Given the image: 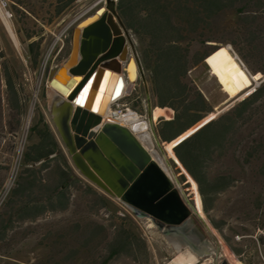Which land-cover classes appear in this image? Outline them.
Wrapping results in <instances>:
<instances>
[{
    "label": "trees",
    "instance_id": "16d2710c",
    "mask_svg": "<svg viewBox=\"0 0 264 264\" xmlns=\"http://www.w3.org/2000/svg\"><path fill=\"white\" fill-rule=\"evenodd\" d=\"M73 1L53 0L54 16ZM116 9L137 41L149 84L147 101L153 109L169 111L168 117L158 119L155 132L181 169L183 182L189 183L186 189L195 208L221 232L235 255L244 252L247 240L264 251V79L213 117V107L188 76L191 68L204 61L210 77L228 95L248 85L250 77L237 57L224 46L217 48L227 43L258 81L264 75V0H116ZM38 42L27 45L33 63ZM2 56L0 51V136L12 138L27 110L29 94L21 74ZM78 190L117 220L109 227L88 223L94 225L92 236L83 243L77 241L78 248L103 240L107 254L101 264L130 256L133 248L145 252L143 239L124 225L128 215L119 213L108 195L73 172L55 133L37 109L5 203L11 204L17 218L34 219L46 211L68 209ZM227 194L225 204L238 214L249 215V205H254V229L261 233L248 239L251 232L228 224L231 214L219 205ZM225 226L229 234L224 233ZM235 235L239 241L233 239ZM0 264L22 263L0 253Z\"/></svg>",
    "mask_w": 264,
    "mask_h": 264
},
{
    "label": "rangeland",
    "instance_id": "374dc122",
    "mask_svg": "<svg viewBox=\"0 0 264 264\" xmlns=\"http://www.w3.org/2000/svg\"><path fill=\"white\" fill-rule=\"evenodd\" d=\"M104 4V0H74L69 7L65 8L56 17L54 16L55 4L53 0H9L11 17L6 19L0 12V51L3 55L2 57L7 59L21 74L26 93L29 94L27 110L22 117L18 131L12 138L8 134L0 136V253H6L11 259L22 264H101L107 254L104 241L101 240L99 242V238L92 243L85 244L84 247L78 248L77 241L83 243L86 238L90 239L92 236L91 231L94 230V225L89 224V226H86L88 223H102L109 227L111 223L117 222L115 218L111 217L107 209L99 207L84 191H74L75 197L68 209L54 212L46 211L34 219L17 218L13 214L11 204L5 203L9 191L15 183L20 168L21 154L28 141L29 127L35 121V117H37V109L44 114L45 120L55 133L73 172L85 179L74 166L68 152L66 153L63 150V143L57 130L48 118L47 76L50 69L59 66L66 58L70 46L69 38L72 28L79 20L93 13ZM21 12L24 15H21ZM5 20L9 22L16 42L7 32ZM26 34H29L30 38ZM38 39V45L35 46V52L38 55L36 62L33 63L28 54L27 45L31 41ZM131 39L139 57V47L132 34ZM223 46L234 54L233 58L237 57L239 59L243 66L238 59L237 62L244 68L246 73L253 74L229 44H221L217 48ZM195 48L198 47L195 46ZM201 63L206 66L204 61ZM253 65L259 66L260 64L253 63ZM206 68L209 73L210 70L207 66ZM191 69L188 71V76L192 80ZM143 76L145 82L138 74L133 82H127L128 88L118 100V103L124 104V107L130 108V110L137 113L146 114V118H148L147 113L149 108H151L152 126L155 130L154 125H157L158 119H165V116L159 115L157 113L159 110L152 109L154 107L147 101L149 84L144 69ZM210 78L215 92L225 94L222 104L215 109L213 108L211 113L214 115L213 117L227 109L231 103L243 97L245 92L255 85L252 82L253 79H250L248 85L241 88L237 94L230 96L218 86L212 77ZM263 79L264 75L261 74L258 81H254L258 84ZM161 143L163 146L166 144L163 141ZM160 156L175 182L183 191L184 196L189 202H192V196L189 190L186 189L190 185L183 182L179 166L173 162L166 149L164 152H160ZM166 159L168 163H166ZM183 175L185 176V174ZM229 195L222 196L219 202L220 207L226 213L231 214L227 216L228 224L233 225L238 231L251 232V235H248L251 238L248 239H252L255 235L261 233V231L254 229L257 223L254 215V205H249L251 209L249 215L238 214L231 209V206L225 204ZM109 197L120 209L118 210L119 213L124 211L128 215L129 218L124 221L125 227L143 239L146 249L145 252L143 249H130V256L111 258L105 264H175L172 261L173 258L178 253L186 255L188 251L197 258L193 264H212L214 260L218 263L224 260L227 264H264V251L259 244L247 240L244 242V252L240 256L235 255L221 232L214 228L204 213L201 215L196 208L195 211L199 216L195 214L191 216L192 225L196 227L197 234L201 240L212 248L210 252L203 255L194 253L189 244L183 241L180 236L164 233L163 230L158 229L150 218L138 217L118 199ZM75 229L77 230L74 231ZM110 231L109 229L108 232L110 233ZM224 233L229 234L227 226L224 228ZM237 237L235 235L233 239L239 241V236ZM174 243L178 244V248L175 247ZM213 250H216L221 256L215 259L212 253Z\"/></svg>",
    "mask_w": 264,
    "mask_h": 264
},
{
    "label": "water",
    "instance_id": "95a60500",
    "mask_svg": "<svg viewBox=\"0 0 264 264\" xmlns=\"http://www.w3.org/2000/svg\"><path fill=\"white\" fill-rule=\"evenodd\" d=\"M104 1L72 28L66 58L48 71L49 115L74 166L86 180L138 217L150 218L159 230L182 225L198 214L193 197L189 202L163 163L160 152L165 149L153 129L151 108L148 118L129 126L103 119L101 110L110 79L95 107L94 96L107 73L110 77L119 72L130 75L135 63L137 74L145 82L116 0ZM142 132L148 133V140L139 137ZM206 249L212 248L206 245ZM213 264L227 262L214 260Z\"/></svg>",
    "mask_w": 264,
    "mask_h": 264
},
{
    "label": "bare ground",
    "instance_id": "6f19581e",
    "mask_svg": "<svg viewBox=\"0 0 264 264\" xmlns=\"http://www.w3.org/2000/svg\"><path fill=\"white\" fill-rule=\"evenodd\" d=\"M5 27H6L7 32L9 33L10 37L14 40V42H16L15 35H14V33L11 29V26L7 20H5ZM126 64H127V62L124 64V67H126ZM130 71H131L130 75H128V74L126 75V73L123 74L122 72H119L117 74H114L111 77H110V74L107 73L104 77L102 86L99 88L96 96H94L95 97V107H96V105H98V103L100 102V100L102 98V93H103V90L105 89L106 83L110 79L108 90H107L106 95H105V102H104L103 108L101 110L102 117H103V119H109L112 121H117V122L124 124V125H127V126H129L132 123L140 120L138 118L137 114H135L132 110H130V108L127 110L121 111V112L113 111L110 103L112 101L114 102L115 100H117L119 97H121L126 92V90L128 88L127 82L130 83L131 81L133 82V80H135V78L137 76V70H136V64L135 63H133L132 67H130ZM78 80H79V78L77 79V81ZM157 113L161 116H165V117L169 116V111H167V110H161V111L159 110ZM139 137L143 141H146V140H148V133L142 132L139 134ZM174 245L176 248H178L177 243H174ZM196 259H197L196 256L193 253L188 251V253H186V255L183 253H178L173 258L172 261L175 264H193L194 261H196Z\"/></svg>",
    "mask_w": 264,
    "mask_h": 264
},
{
    "label": "crops",
    "instance_id": "0c3cea01",
    "mask_svg": "<svg viewBox=\"0 0 264 264\" xmlns=\"http://www.w3.org/2000/svg\"><path fill=\"white\" fill-rule=\"evenodd\" d=\"M201 66H203V67H201ZM191 71H192V74H193V79H192L193 83L202 92V94L204 95L206 100L209 102V104L214 109L216 107H219L222 104V102H223V100L225 98V94L222 93V92H218V93L215 92V90L213 88V85H212V82H211L210 75H209V73L207 71L206 66L202 65V63H199L196 66H194L191 69ZM48 116H49L48 118L51 120V116L49 115V113H48ZM52 124H53V122H52ZM155 126H156V124L154 125V128H155ZM62 146H63V150L67 153V150L65 149L64 145H62ZM91 184L93 186H95L93 183H91ZM96 188H98V187H96Z\"/></svg>",
    "mask_w": 264,
    "mask_h": 264
},
{
    "label": "flooded vegetation",
    "instance_id": "af4514ba",
    "mask_svg": "<svg viewBox=\"0 0 264 264\" xmlns=\"http://www.w3.org/2000/svg\"><path fill=\"white\" fill-rule=\"evenodd\" d=\"M193 221H187L179 226H166L164 232L173 236H180V238L189 244L191 250L198 254L203 255L210 252V249H206V243L201 240L197 234V229L192 225ZM190 225V228H189ZM188 231V232H187ZM213 253V252H212ZM213 264V263H212Z\"/></svg>",
    "mask_w": 264,
    "mask_h": 264
},
{
    "label": "built area",
    "instance_id": "2783aa9c",
    "mask_svg": "<svg viewBox=\"0 0 264 264\" xmlns=\"http://www.w3.org/2000/svg\"><path fill=\"white\" fill-rule=\"evenodd\" d=\"M0 12H1V14L4 16V18H6V19H8V18H10L11 17V12H10V10H9V0H0ZM238 59V58H237ZM238 61H239V59H238ZM240 62V61H239ZM241 63V62H240ZM241 65H242V63H241ZM243 66V65H242ZM249 91L250 90H247L246 92H245V95L246 94H248L249 93ZM121 97H119L117 100H115L113 103H112V105H111V107H112V110L113 111H118V112H121V111H124V110H127V109H129V108H127V107H124L123 105L124 104H119L118 103V100L120 99ZM123 107V108H122ZM135 114H137V116H138V118L139 119H146V114H142V113H137L136 111H133ZM236 238H238L237 236H236ZM219 242V241H218ZM214 254V256H215V258L217 259L218 257H220L221 256V254H219L218 252H216V253H213Z\"/></svg>",
    "mask_w": 264,
    "mask_h": 264
},
{
    "label": "snow or ice",
    "instance_id": "6c2138e0",
    "mask_svg": "<svg viewBox=\"0 0 264 264\" xmlns=\"http://www.w3.org/2000/svg\"><path fill=\"white\" fill-rule=\"evenodd\" d=\"M79 103V101H77Z\"/></svg>",
    "mask_w": 264,
    "mask_h": 264
}]
</instances>
